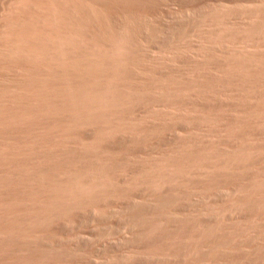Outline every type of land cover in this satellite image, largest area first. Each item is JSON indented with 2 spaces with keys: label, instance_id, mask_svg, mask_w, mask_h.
I'll list each match as a JSON object with an SVG mask.
<instances>
[{
  "label": "rangeland",
  "instance_id": "1",
  "mask_svg": "<svg viewBox=\"0 0 264 264\" xmlns=\"http://www.w3.org/2000/svg\"><path fill=\"white\" fill-rule=\"evenodd\" d=\"M0 264H264V0H0Z\"/></svg>",
  "mask_w": 264,
  "mask_h": 264
}]
</instances>
